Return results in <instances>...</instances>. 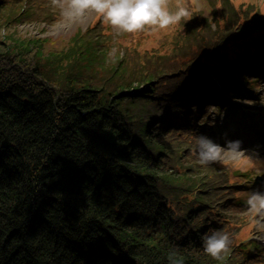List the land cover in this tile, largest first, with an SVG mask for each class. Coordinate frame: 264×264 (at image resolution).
<instances>
[{
	"label": "trees",
	"instance_id": "trees-1",
	"mask_svg": "<svg viewBox=\"0 0 264 264\" xmlns=\"http://www.w3.org/2000/svg\"><path fill=\"white\" fill-rule=\"evenodd\" d=\"M233 4L234 19L209 22L218 28L208 38L211 54L198 55L172 81L162 80L159 93L139 95L144 104L131 114L119 102L136 100L141 84L101 62L89 42L78 60L73 52L60 57L56 66H66L65 77L55 81L43 72L46 40L5 36L0 26V264H262L260 246L236 241L242 219L222 212L226 205L239 215L244 211L246 175L213 162L211 169L225 171L214 184L188 177L173 162L167 140L183 142L182 158L199 162L195 137L208 136L202 127L207 109L263 84L262 10L248 3L237 16ZM7 5L0 0V11ZM234 21L247 29L231 37ZM209 23L202 32L210 31ZM4 138L7 149L1 148ZM194 172L192 165L189 174ZM184 188L193 190L189 202L197 205L180 206L166 196ZM212 191L224 202L215 212ZM203 207L208 215L200 221ZM259 226L251 235L264 239V224ZM213 230L232 237L219 258L205 251Z\"/></svg>",
	"mask_w": 264,
	"mask_h": 264
},
{
	"label": "rangeland",
	"instance_id": "rangeland-1",
	"mask_svg": "<svg viewBox=\"0 0 264 264\" xmlns=\"http://www.w3.org/2000/svg\"><path fill=\"white\" fill-rule=\"evenodd\" d=\"M225 1L228 3H220L218 0H165L172 11L180 6H185L191 12V16L184 18L179 24L170 25L164 29H153L151 26H147L143 30L128 33L107 23L102 16L92 10H89L83 21L70 20L66 15L69 0H49L48 3L41 2V0H9L10 6L7 5L0 11V22L7 20L11 24L4 25L2 23L0 25L1 34L5 36L16 34L18 37L29 41L43 42L46 40L44 51L47 52L45 56L48 59L43 60L42 64L45 65L43 72L44 76H50L52 80H64L66 66L61 68L56 66V62L61 59L60 57L66 52H73L75 60H78L81 56L79 53L88 46L87 43L89 42L90 48L93 47V55H98L101 62L104 61L106 65H111L114 69L118 68L125 77L130 78L131 82L141 84L134 89V95L139 96L145 91L156 92L157 94L163 90L162 84H160L162 80L172 81L174 75L179 74L178 72L188 71L198 55L211 54L213 41L208 38L216 33L218 28L216 30L215 22L212 24L209 22L217 16H219V20L223 17H228L229 20L234 19L235 16L232 17L233 13L230 11L229 3H234L233 6L237 7L236 12H234L237 16H241L249 10L250 7L246 8L248 3H255L262 10L261 14L264 17V0ZM200 11L204 13V19L199 16ZM224 13H228L229 16L222 15ZM225 22L227 21L225 20ZM204 23L206 25L211 24L209 25L210 31L202 32L206 26ZM242 24L244 23L236 24L234 21L231 24L229 22V33L227 31V34L233 37L238 32L245 31L247 28H241ZM8 33L9 35H7ZM202 40L207 41L198 46ZM214 41H218V39L216 38ZM75 42L76 44L73 45ZM50 55H52L51 58H49ZM245 92L248 95L246 94L244 98L227 100L225 104V106H235L236 111L222 110L218 113L212 107L207 109L208 112L214 113L210 114L212 124L206 125L205 123L204 130L208 133V137L220 144H225L227 140L238 139L242 141L243 154L236 155L225 152L223 158L216 163L229 172L233 169L235 174L241 171L246 175L247 178L243 180V183L248 186L249 194L245 196L248 200L251 192L260 191L264 187V175L258 174L264 172V80L263 84L258 86L254 92L246 90ZM137 98L143 99V96L136 97V100H122L119 102L120 107L129 111L127 114L137 112V107L139 108L144 104ZM145 103L151 105L149 100ZM203 118L205 120V116ZM256 118L259 125H256ZM167 140L169 154H172L174 158L173 162L178 163L188 177H196V179L206 181L208 184H214L216 178L224 174L225 171H214L210 165L201 166L196 160L188 158L185 153L184 158H182L183 142L170 135H167ZM246 161H252L255 166L251 168ZM192 165L198 172H194L193 176L189 174ZM250 169H253L254 172H250ZM216 172L217 174H215ZM192 193L191 188H184L181 193L174 195V193L168 192L166 196L171 202L175 204L178 202L177 204L180 206L185 204H187L186 206H195L196 203H190L194 201ZM214 193H217V197L219 196V192ZM205 197L207 203L211 202L207 196ZM223 204L222 198L218 197V200L216 198L212 211L215 212L223 207ZM226 208L222 212L228 217L236 220H238L236 217L242 219L236 228L238 230L237 243L241 239H247L246 237L258 239L256 235L251 234L254 233V226H256L255 232H258L259 224H264V210L254 211L247 204L241 208L244 211L239 215L228 210L230 208ZM207 215L203 207L198 218L202 221L201 219H207ZM261 250L264 253V241H261ZM251 257L257 258L255 254H252ZM261 260L264 264V254Z\"/></svg>",
	"mask_w": 264,
	"mask_h": 264
},
{
	"label": "clouds",
	"instance_id": "clouds-1",
	"mask_svg": "<svg viewBox=\"0 0 264 264\" xmlns=\"http://www.w3.org/2000/svg\"><path fill=\"white\" fill-rule=\"evenodd\" d=\"M64 6V5H62ZM66 15L70 20L83 21L89 10L102 16L107 23L128 33L143 30L147 26L164 29L179 24L191 12L185 6L172 11L165 0H69ZM161 109V113H162ZM196 139V153L201 165H209L223 158L225 152L243 154L242 141L227 140L220 144L211 137L200 135ZM264 175V172L258 173ZM248 204L254 211L264 210V192L250 193ZM232 242L228 231L213 230L205 238V251L219 258Z\"/></svg>",
	"mask_w": 264,
	"mask_h": 264
},
{
	"label": "water",
	"instance_id": "water-1",
	"mask_svg": "<svg viewBox=\"0 0 264 264\" xmlns=\"http://www.w3.org/2000/svg\"><path fill=\"white\" fill-rule=\"evenodd\" d=\"M8 147H9V143H8L7 139L4 138L2 143H1V148L7 149Z\"/></svg>",
	"mask_w": 264,
	"mask_h": 264
},
{
	"label": "bare ground",
	"instance_id": "bare-ground-1",
	"mask_svg": "<svg viewBox=\"0 0 264 264\" xmlns=\"http://www.w3.org/2000/svg\"><path fill=\"white\" fill-rule=\"evenodd\" d=\"M260 191H261V192H264V188H262Z\"/></svg>",
	"mask_w": 264,
	"mask_h": 264
}]
</instances>
